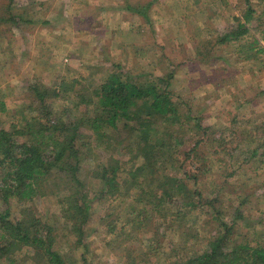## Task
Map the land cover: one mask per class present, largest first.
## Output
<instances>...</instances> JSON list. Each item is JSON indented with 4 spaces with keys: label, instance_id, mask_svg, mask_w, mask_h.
<instances>
[{
    "label": "rangeland",
    "instance_id": "rangeland-1",
    "mask_svg": "<svg viewBox=\"0 0 264 264\" xmlns=\"http://www.w3.org/2000/svg\"><path fill=\"white\" fill-rule=\"evenodd\" d=\"M246 1L12 0L13 13L8 14L10 0H0V104L5 103V112L0 105V126L9 129L19 123V113L32 104L29 89L38 85L47 90L52 119L67 110L63 120L80 123L79 177L91 202L80 246L63 216L61 201L72 191L57 169L43 178L32 200L20 203L18 197L10 198V220H21L24 208L36 213L55 229L57 249L69 264H169L175 259L172 246L187 241L192 243L182 252L185 258L202 253L218 231L206 210L178 213L176 205L174 214L184 217L185 228L180 231L174 214L165 217L138 195L144 190L139 185L99 198L101 168L129 162L139 145H145L140 136L146 127L119 121L115 127L102 125L100 135L90 130L92 121L87 117L101 114L92 91L112 73L122 72L138 86L172 75L169 91L179 121L171 124L173 116L155 117L153 130L164 132L160 140L174 150L201 145L198 148L211 166L204 192L213 191L211 197H215L223 189L218 207L228 221L245 202L236 238L238 243L261 242L264 165L245 161L264 141V0ZM11 15L14 19L9 22ZM240 25L248 33L238 41L222 40L228 32L242 29ZM54 91L60 97L55 98ZM79 93L92 103H81ZM193 118L201 127L195 126ZM153 136L148 135L151 142ZM217 147H225L220 157ZM143 161L137 159V163ZM3 207L0 200V210ZM159 242L165 254L150 250ZM16 254L21 262L17 264H38L32 250Z\"/></svg>",
    "mask_w": 264,
    "mask_h": 264
},
{
    "label": "trees",
    "instance_id": "trees-1",
    "mask_svg": "<svg viewBox=\"0 0 264 264\" xmlns=\"http://www.w3.org/2000/svg\"><path fill=\"white\" fill-rule=\"evenodd\" d=\"M246 3L249 4L248 0ZM9 5L7 12L11 14L12 0ZM246 17L251 18V11L246 13ZM17 18L24 22L23 17ZM13 19L14 15H11L9 22ZM246 33L248 29L242 26L237 32H228L222 40L238 41L237 39ZM171 79L172 75L160 78L154 83L138 86L122 72L112 73L100 87L92 91L98 99L97 106L101 114L93 119L87 117V120L92 121L90 130L100 135L102 125L115 127L119 121H136L140 127H146L140 136L145 145H139V152L137 153V150V154L135 153L129 162H118L115 166L110 164L101 168L102 172L98 177L103 189L99 198L109 193L114 194L119 189L134 190V185H139L144 190L138 195L146 197L149 203L155 206V210L164 213L165 217L174 214L173 208L176 205L180 207L178 213L183 209L189 213L206 210L212 216L213 223L218 225L217 234L209 239L207 248L202 253L194 254L190 258H185L182 252L186 246L191 245V241L181 246H172L174 249L170 253L175 259L169 264H264V236H261V242L257 243L248 240L238 243L236 238L237 225H243L239 220L244 219L242 207L245 202L239 204L232 221H228L223 219V213L218 207L223 198V189L221 188L215 197H211L213 191L210 194L204 192L206 176L211 166L209 167L210 161L198 148L201 145L198 143L186 151L174 150L171 145H166L165 141L160 140V134L163 135L164 132L153 130L155 117L168 119L173 116L171 124L179 121L177 107L169 91ZM78 81H74L77 86ZM88 89L90 92V87ZM29 90L32 104L26 105L27 111L22 110L19 113L20 120L16 121L19 123L9 129L0 126V200L4 203L3 209L0 210V264L20 262L17 258L20 255L16 253L22 249L25 253L32 250L38 264H69L65 255L57 249L55 229L44 223L36 213L24 208L21 220H10L7 206L10 198L18 197L20 203L32 200L39 193V184L43 178L54 169L59 171L61 179L67 180V186L72 191L66 201L61 202L63 216L71 223L70 233L77 235V246L83 245L86 236L84 227L91 216V202L83 191L85 186L79 177L83 161L82 151L76 145L80 123L65 122L62 116L67 110L62 111V114L53 120L48 103L49 92L38 85ZM54 97H60V93L54 91ZM78 97L81 103L91 102L84 94L79 93ZM0 105L1 111L5 112V103ZM88 111L86 108V114ZM27 113L32 116L28 117ZM193 120L196 127H201L197 119ZM153 133L154 140L151 142L148 135ZM241 134L246 135V132ZM258 144L260 145H256L245 163L252 159V162H259V166L264 165V141L261 140ZM216 149L220 157V150H225V147ZM139 157L143 158V163H137ZM128 166L133 167L130 169ZM170 170L177 173L173 175ZM123 174H127L128 178H124ZM232 177L233 173L228 179ZM65 204L69 207L65 208ZM174 216L181 231L185 228L184 217H178L176 214ZM244 227L252 228L249 225ZM151 249L155 253L165 254L161 242L152 245ZM81 258L85 260L84 255Z\"/></svg>",
    "mask_w": 264,
    "mask_h": 264
},
{
    "label": "crops",
    "instance_id": "crops-1",
    "mask_svg": "<svg viewBox=\"0 0 264 264\" xmlns=\"http://www.w3.org/2000/svg\"><path fill=\"white\" fill-rule=\"evenodd\" d=\"M95 11H96V10H95ZM124 21H125V22H124ZM124 21H123L124 23L128 22V20H127V19H126V20L124 19Z\"/></svg>",
    "mask_w": 264,
    "mask_h": 264
}]
</instances>
